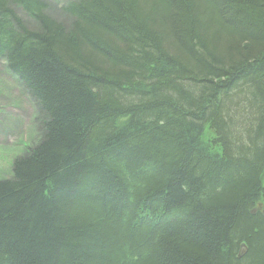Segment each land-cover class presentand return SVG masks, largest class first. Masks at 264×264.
<instances>
[{"label":"trees","instance_id":"obj_1","mask_svg":"<svg viewBox=\"0 0 264 264\" xmlns=\"http://www.w3.org/2000/svg\"><path fill=\"white\" fill-rule=\"evenodd\" d=\"M49 5L0 0L44 116L0 178V264H264V0Z\"/></svg>","mask_w":264,"mask_h":264},{"label":"rangeland","instance_id":"obj_2","mask_svg":"<svg viewBox=\"0 0 264 264\" xmlns=\"http://www.w3.org/2000/svg\"><path fill=\"white\" fill-rule=\"evenodd\" d=\"M48 1L50 14L70 25L72 18L62 9L67 0ZM18 11L27 21L30 19L29 15L23 14L20 9ZM37 113L34 99L8 71L5 61L0 59V178L10 177L16 158L27 154L42 137L44 116H41V123L37 126ZM254 210L264 211V204Z\"/></svg>","mask_w":264,"mask_h":264},{"label":"water","instance_id":"obj_3","mask_svg":"<svg viewBox=\"0 0 264 264\" xmlns=\"http://www.w3.org/2000/svg\"><path fill=\"white\" fill-rule=\"evenodd\" d=\"M262 206H263L262 203H259V204H258V207H259V208H261ZM246 251H247V247H246V245L244 244V245H242V249H241V252H240V256H242L243 254H245Z\"/></svg>","mask_w":264,"mask_h":264}]
</instances>
